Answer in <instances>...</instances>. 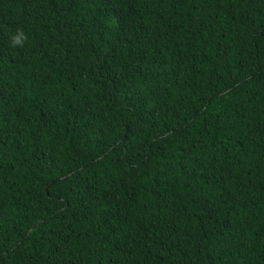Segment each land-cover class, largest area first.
<instances>
[{"label": "trees", "instance_id": "obj_1", "mask_svg": "<svg viewBox=\"0 0 264 264\" xmlns=\"http://www.w3.org/2000/svg\"><path fill=\"white\" fill-rule=\"evenodd\" d=\"M0 264H264V0H0Z\"/></svg>", "mask_w": 264, "mask_h": 264}, {"label": "clouds", "instance_id": "obj_2", "mask_svg": "<svg viewBox=\"0 0 264 264\" xmlns=\"http://www.w3.org/2000/svg\"><path fill=\"white\" fill-rule=\"evenodd\" d=\"M28 37L23 29H18L16 33L10 36V45L12 47H23Z\"/></svg>", "mask_w": 264, "mask_h": 264}]
</instances>
